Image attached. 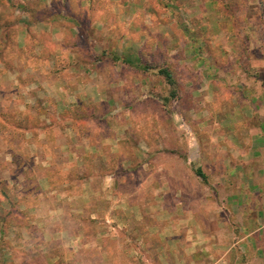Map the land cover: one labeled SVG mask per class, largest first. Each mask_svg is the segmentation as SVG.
<instances>
[{
    "label": "crops",
    "instance_id": "0c3cea01",
    "mask_svg": "<svg viewBox=\"0 0 264 264\" xmlns=\"http://www.w3.org/2000/svg\"><path fill=\"white\" fill-rule=\"evenodd\" d=\"M32 1L46 5L55 0H0V6L9 8L17 3L20 6L11 9V22L28 21L12 24L18 31L17 48L28 51L32 47L40 55H52L45 64L47 70L38 74L45 91L38 89L37 98L43 103L47 100L43 92L55 91L49 99L55 102L56 113L48 112L59 121L57 140L63 141L71 133L69 145L84 144L83 163L76 162L84 171L79 189L73 192L66 187L69 183L61 190L51 187L55 177L46 169L41 180L48 188L39 191V196L49 192L69 199L89 198L84 209L94 238L85 240L81 235L84 230L70 235L81 244L80 251L100 241V215L110 229H126V221L121 219L125 212L110 207L111 203L103 209L95 204L110 194L134 197L129 206L136 216L130 225L138 246L136 253L140 254L138 261L148 250L154 251L149 249L153 240L169 247L179 246L186 237L183 252L188 259L178 261L264 264V46L248 43L239 48L240 36L232 31L231 20L227 24L222 20L225 17L218 12L216 0H173L174 5L151 0L150 7L143 0H134L129 9L124 3L123 12L118 14L110 10L102 13L100 1H60L63 8L69 5L74 12L61 14L56 22L40 17L33 24L25 11V5ZM95 4L102 11L94 15L91 10ZM208 5L218 22L209 18ZM148 8L150 12L138 13L137 9ZM4 17L0 11V21ZM0 30L7 41L3 27ZM226 34L230 39L223 40ZM44 35L54 47L44 43ZM32 36L37 41L31 43ZM251 38L252 34L247 39ZM63 54L68 55L70 65L65 69L59 61ZM161 69L172 74L173 85L160 74ZM10 70H3L0 83ZM20 95L27 101L24 92ZM74 104L81 108L80 116L87 118L81 122L70 119L68 124L67 113L75 117ZM26 111L24 119L32 114ZM39 116L41 120L46 117L42 112ZM82 123L87 125L85 130H81ZM23 143L29 147L31 141L25 138ZM49 209L44 222L50 215H64L66 210L59 204ZM51 225L49 221L47 227ZM56 225L42 236L56 252L41 256L47 264H93L90 258L78 256L76 263L64 261L51 242L58 231ZM12 228L10 225L5 232L9 247L0 250V264H30L27 254L12 253L13 249L26 248L23 243L18 247ZM176 228L198 230L202 238L170 234ZM103 241L99 249L103 264H109L111 250ZM119 244L128 249L127 242L120 240ZM196 244L199 251L191 252ZM158 257L161 264H170L169 256ZM141 259L151 261L149 256Z\"/></svg>",
    "mask_w": 264,
    "mask_h": 264
},
{
    "label": "rangeland",
    "instance_id": "374dc122",
    "mask_svg": "<svg viewBox=\"0 0 264 264\" xmlns=\"http://www.w3.org/2000/svg\"><path fill=\"white\" fill-rule=\"evenodd\" d=\"M60 1H63L65 4L70 2L69 0H55L52 4L48 1L46 5L36 1L27 3L25 5V11L30 14V19L32 20L30 23H36L40 17H45V19L50 22H56L54 19L59 18L58 16L61 14H70L74 12L72 8H67L69 5L63 8ZM98 1L104 5L102 13H106L107 10H110L117 14L123 12L122 8L124 3H126L125 7L127 9L134 3V0H112L111 3H109L108 0H95V3ZM167 1L174 5L173 0ZM175 1L178 2V0ZM212 1L213 0H211V2ZM216 1L218 3V12L222 13L226 18H222V20H224L225 24H227V20H231L232 27L234 28L232 31L240 36L239 48H241V46L244 48L247 47L248 43L251 45L254 44V46H264V0ZM143 2L147 4V7H150L151 0H143ZM96 4L95 9L91 10L94 15L102 11H98V6ZM17 6L19 7L20 5L15 3L10 5L9 8L3 5L0 6V11L5 15V17L1 19L2 21H0V27H3L4 34L7 36L6 41L3 38L2 30H0L2 34L0 37V61L3 64L0 68L5 67V69H11L10 74L5 76V78L3 77V82L1 81L0 83V250H6L9 247V241L5 239V232L8 231V227L12 225L13 228L10 231H12V236L15 232L17 233L16 235L18 237H16V239L18 241L16 242L19 245L18 247H22V243L23 247L26 246L24 250L17 251L13 249L12 253L15 255L19 252L27 254L28 257L31 258L30 264H47L48 262L41 256L45 257L47 253L56 252L52 247V249L50 248V242L46 243L48 241H43L42 236L44 233L52 232L54 230L53 228H55L54 225L57 224L58 231H56L55 241L52 240L51 242H54V246L56 245L55 250L61 254V257L64 258L66 262L76 263V257L78 256L79 259L83 260L90 258L93 264H103L104 256L101 254L102 251H100V245L98 244L100 242L102 244V241L105 240L109 250H111V261L109 264H161L162 262L159 261V255L163 257L169 256L170 264H188L189 261L187 260L178 261V259H183V257H185V259L187 258V253L183 252L186 246L184 243L186 242V237L182 238L183 241L179 246L174 245L169 247L160 244V240H153L155 243L150 244L149 249L154 251L148 250V255L144 254V257H140L139 261L136 259L140 254L136 253L138 246L134 242L133 225H130L131 222L134 221L133 218H135L134 216H136V214L129 206V204L134 201V197L120 198L108 194V196H103L100 200H95V204L101 209L108 206L107 203H111L110 207L115 206L116 210L125 212L126 214L124 213L121 219L126 221L125 225H127V227L122 230H112L107 223H103L105 220L102 219L104 218L103 215L98 216V228L101 233L99 237L100 241H96L95 244L91 245L90 249L80 251L81 244L76 243L75 240H71L70 235H78V230H84L82 234L81 231H79V233L86 236L84 238L85 240L94 238L92 233L94 229L90 227L91 219L87 209H84L87 202H89V198L78 197L69 199L67 196L58 195L57 197L55 194L49 192L45 193L43 196H39L40 189L48 188V184H45V182L41 180L46 173V169H49L50 175L55 177V182H51V187L61 190L65 187V183H69L66 187L73 192L79 189L78 185L80 180L84 177L81 172L84 174V171L77 167L76 162L83 163L86 151L84 144L69 145L70 136H72L71 133L68 135L67 139L62 138L63 141L57 140L60 139V135L57 131L59 121L57 122L56 118L51 116L48 112V110H50V112L56 113L54 110L55 102L49 99L50 96H52V98L55 96L54 89L49 90L46 88L47 91L43 93L47 96V100L43 99V103H39L37 98L39 96L38 89H44L45 91V85L38 81V74L41 71L44 72V70H47L45 64L48 59L52 58V55L49 52L40 55L38 52H34L31 46V50L28 51H21L16 47L15 39H17L18 31L13 28L15 26H12V24L18 25L23 22L28 23L27 19H20L16 21V23L11 22V9ZM209 6L210 5H208L207 12L209 18H214L215 21L218 22V17L214 9H211V6ZM137 10L138 13L150 12V8L145 11L140 9ZM176 10L179 9L176 7ZM22 11L23 10H21V12ZM132 11L135 12L133 8ZM132 11L128 12L131 13ZM48 16H50L51 19L48 18ZM225 24H222V26L227 30ZM246 32H250L249 35ZM231 33L232 32H230V34ZM251 34L252 42L247 39ZM43 38L47 40L44 43H49V46L52 45L54 47V44L50 43V41L48 42L47 35H44ZM227 39L230 38H228L226 34L225 37L223 36V40ZM1 41H3L2 44ZM29 41L33 43L37 41V37L32 36ZM67 56V54H63L59 60L63 69L70 66ZM99 57L102 58L101 54ZM242 60L246 61V58L243 57ZM5 69H2L0 74L4 72ZM31 81H35L31 86L32 88L28 91H24ZM23 92L29 102L28 105H25L27 101H24L20 95ZM74 105L76 106V104ZM45 109H47V111ZM23 110H28L26 111L27 113L32 111V114L24 119ZM80 110L81 108L79 106L74 108V118H70L69 113H67L68 124L71 121L70 119L81 122L83 119L87 118L80 116ZM41 112L46 116L42 118V120L39 116ZM66 116H63V120H65ZM23 121H25V123H23ZM24 124L27 126L25 127ZM82 125L83 127L81 130H85L87 126L86 123H82ZM24 128L30 132L27 134L22 132L21 130ZM40 131H45L49 133V135L43 136L39 133ZM25 138L31 141L29 147L24 146L25 144L23 141ZM74 143H80V141H75ZM105 187H107V185ZM107 190H104V192H108ZM40 202L46 205V207L44 206L43 210H35L41 205ZM58 204L65 207L66 210H64V215H50L48 216L50 219L44 222L48 210H50L49 206L54 207ZM100 208H98V210ZM54 219L57 220L54 221ZM160 220L165 219L160 217ZM49 221L50 225L53 224L50 228L47 227ZM1 226L4 227V230H1ZM22 232H24V237ZM174 233L177 236L183 233L185 236L187 235L193 239L202 238V234L195 229L187 230L176 228L175 231L170 232V234ZM11 234L8 235L10 239L12 238ZM170 234L167 238H169ZM120 240L127 242L128 249H124V247L121 248L119 244ZM189 242H192V239H190ZM58 245L61 247H57ZM199 246V244L194 245L191 252H195L196 250L199 251ZM202 248H204V246L201 245V249ZM202 253L201 251V254ZM148 256L151 258L150 262L141 259H146ZM210 258V263L214 262V256ZM175 260L177 261L175 262ZM206 264H208V262H206Z\"/></svg>",
    "mask_w": 264,
    "mask_h": 264
},
{
    "label": "trees",
    "instance_id": "16d2710c",
    "mask_svg": "<svg viewBox=\"0 0 264 264\" xmlns=\"http://www.w3.org/2000/svg\"><path fill=\"white\" fill-rule=\"evenodd\" d=\"M217 2V1H216ZM149 68V67H148ZM160 74H162L165 78H166V80L170 83V84H174V80H173V77H172V74L167 70V69H161L160 71ZM23 123H25V121H23ZM25 125V127L27 126L26 124H24ZM22 132H26L27 131V129L26 128H24L23 130H21ZM1 230H4V227L3 226H1Z\"/></svg>",
    "mask_w": 264,
    "mask_h": 264
}]
</instances>
